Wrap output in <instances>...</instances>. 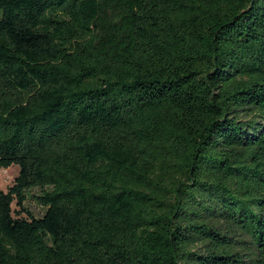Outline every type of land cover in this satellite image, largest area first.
I'll return each instance as SVG.
<instances>
[{"label":"trees","instance_id":"1","mask_svg":"<svg viewBox=\"0 0 264 264\" xmlns=\"http://www.w3.org/2000/svg\"><path fill=\"white\" fill-rule=\"evenodd\" d=\"M12 165L0 264H264V0H0Z\"/></svg>","mask_w":264,"mask_h":264},{"label":"rangeland","instance_id":"2","mask_svg":"<svg viewBox=\"0 0 264 264\" xmlns=\"http://www.w3.org/2000/svg\"><path fill=\"white\" fill-rule=\"evenodd\" d=\"M19 168L16 165H12L6 169L0 167V190L6 191V189L12 185L15 177L18 175ZM38 189H31L28 191L27 200L25 202L26 208L35 216L39 217L43 214L45 208L39 205L35 199L33 198L34 195L38 194ZM15 209V206H12Z\"/></svg>","mask_w":264,"mask_h":264}]
</instances>
